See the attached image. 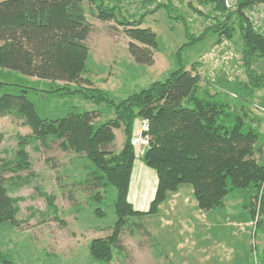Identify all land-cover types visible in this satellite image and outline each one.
Masks as SVG:
<instances>
[{
	"label": "trees",
	"instance_id": "1",
	"mask_svg": "<svg viewBox=\"0 0 264 264\" xmlns=\"http://www.w3.org/2000/svg\"><path fill=\"white\" fill-rule=\"evenodd\" d=\"M85 1H0V68L41 81L65 82L68 87L59 86L49 93L83 94L92 103L107 104V110L72 111L66 117L46 120L24 88L20 94L5 93L0 97V120L15 117L30 127V137L45 149L58 143L63 152L86 159L93 172H86L83 189L91 194L93 203H104L103 197L112 191L116 193V221L106 229L112 234L108 239L91 243L92 258L111 264L114 251L125 252L122 234L130 223L134 224L132 233L146 236L159 249L151 232L136 220L155 215L171 194L182 186H191L199 209L205 212L224 210L231 195L240 197L241 208L251 219L255 264H264V260L262 263L259 260L264 255V241H260L262 245L255 242L264 225V135L260 127L264 107L255 101L256 93L264 92V0H239L233 8L227 7L226 0H199L201 8L196 10L204 18L205 33L218 38L212 51H220L222 57L233 62L227 72L217 69L209 85L202 86L206 78L203 71H191L179 63V68L166 80L119 102L99 88L69 86L80 81L91 59L90 37L95 29L89 21ZM91 1L95 9L90 14L99 21L113 20L125 26V33L132 41L129 51L136 63L155 64L158 38L151 28H142L147 16L136 23L122 22L116 6L109 9L103 0ZM160 9L170 14L171 8L166 6H158L150 14ZM172 19L182 22L181 18ZM180 24L189 28L186 21ZM236 28L241 50L232 57L229 44L235 45ZM193 43L183 45L178 56ZM260 60L262 66L257 63ZM197 65L198 69L202 67L200 62ZM233 87L237 93L230 91ZM101 116L108 120L103 122ZM139 119L149 126L150 145L142 148V161L156 172L159 180L147 213L136 211L128 201L137 160L132 136ZM121 129L124 146L117 153L113 147L118 138L116 131ZM28 142L27 137L21 138L17 161L0 163V226L19 225L17 200L9 195L7 182L11 173L29 167L30 159L24 148ZM97 213L104 216L101 207ZM164 257L172 264L170 258Z\"/></svg>",
	"mask_w": 264,
	"mask_h": 264
},
{
	"label": "rangeland",
	"instance_id": "2",
	"mask_svg": "<svg viewBox=\"0 0 264 264\" xmlns=\"http://www.w3.org/2000/svg\"><path fill=\"white\" fill-rule=\"evenodd\" d=\"M91 2V0L85 1L89 21L95 29L90 37L89 69L82 75L80 81L69 83L73 88H99L105 91L109 98L119 102L134 93L150 88L155 82L166 80L179 68V63L188 70L203 71L206 77L202 84L204 87L209 85V80L214 78L217 69L223 68V71L227 72V68L233 64L230 58L222 57L220 51H212L218 38L211 33H205L204 18L200 17L198 15L200 13L196 10L201 8L199 0H103L106 8L112 9L115 6L118 8L122 22L127 20L136 23L147 16L142 28H151L158 38L155 64L149 66L134 61L129 51L132 41L125 33V26L113 20L99 21L90 14L95 9ZM158 6L171 8L170 14L176 19L181 18L182 22L186 21L189 28L186 29L179 20H173L172 16L169 19L170 14L163 9L150 14L156 11ZM237 28L235 45L229 42L232 55L238 49L241 50ZM203 35L205 36L203 40L195 41L204 37ZM189 43H193V46L185 47L181 56H178L183 45ZM234 56L236 54L232 57ZM199 62L202 63V67L198 69ZM257 63L262 66L261 60ZM0 83L3 84L0 85V97L5 93L20 94L24 88H27L28 98L34 103L41 117L46 120L66 117L72 111L107 110V104L92 103L85 99L83 94L63 96V92L49 93L59 86L68 87L65 82L56 84L51 81H41L0 68ZM230 91L237 93L238 90L233 87ZM262 96L264 92L256 93L255 101L258 106L264 107ZM260 118L261 133L264 135V115H260ZM101 120L105 122L108 119L106 116H101ZM142 122L141 119L136 121L132 139L140 132ZM116 132L118 138L113 149L118 153L122 148L124 132L122 129ZM31 134L30 127L23 125L22 121L15 117L0 120V163L4 161L12 164L18 160L19 143L21 138L25 137L29 139L24 148L30 159L26 171L11 173L7 182L9 195L17 200L19 225L15 227L5 223L0 226V264H107L92 258L90 246L93 241L108 239L112 234L111 230L106 229L113 226L116 221L114 214L116 193L112 191L103 197L104 203H93L91 194L83 189L85 176L93 172L89 168L90 163L73 153L63 152L58 143L52 144V148L47 150L39 141H34L30 137ZM134 148L137 157L141 158L143 149ZM230 197L231 205L227 208V214L224 215L222 210L204 212L209 213L206 218L207 223L197 217L198 208L196 209L193 204L186 210L181 207L179 214L172 211L169 206L167 210H160L154 216L149 215L146 220H136L154 235L156 243L160 246L157 250L146 236L138 232L132 233L134 224L130 223L122 234L125 252L119 254L118 251H114L111 264H170L166 262L164 256L170 258L172 264H210L211 256L208 254L213 253L215 247V244H212V237L220 235L212 232L237 228L228 231L230 237H234L236 242L252 243L249 251L250 262L255 264L257 254L252 250L254 242L251 226L248 228L240 225L234 228L232 223L227 221L230 217L236 222H241V208L237 206L240 197L237 194ZM99 206L101 214H104L103 217L97 213ZM216 214L224 220L223 223L217 221ZM187 225L189 228L187 233L198 232V237L195 238L190 234L184 240L180 238L176 244L174 234L181 237V233H184L182 228ZM262 227L255 242L264 241V227ZM180 242L185 245L184 248L179 246ZM182 251L184 255L182 254L183 258L180 260L176 252ZM259 260L262 263L263 254L260 255Z\"/></svg>",
	"mask_w": 264,
	"mask_h": 264
},
{
	"label": "crops",
	"instance_id": "3",
	"mask_svg": "<svg viewBox=\"0 0 264 264\" xmlns=\"http://www.w3.org/2000/svg\"><path fill=\"white\" fill-rule=\"evenodd\" d=\"M0 1H4V0H0ZM123 143L124 141L122 142V148L124 146ZM134 166L135 167L131 177L132 178L131 185L129 188L130 193L128 196V201H130V203L133 205L136 211L147 213L152 203L154 202V198L158 190L157 187L159 180L156 175V172L144 165L142 161V157L141 158L137 157ZM192 204L194 205V207H196V209L198 208L199 210V212L198 210L196 212L197 217L198 218L200 217L202 220L206 221V218L207 216H209V213H204L205 211L199 209V206L197 205L198 202L194 196V190L191 186L180 187L177 193L171 194L168 197L166 203L161 205L158 211L167 210V208L170 206L169 208H171L172 211H175L176 214H179L181 213L180 211L181 207H184L186 210ZM241 204L242 202L241 199L239 198V203L237 206H240L241 208ZM229 205L231 204L228 201L226 207L224 208V210H222L224 211V215L228 213L227 208ZM245 213L246 212L243 210V208H241L240 210L241 222L239 221L236 222L235 220H233V218L230 217L227 218V221H230L229 223H232V227L234 228L240 225L248 226L249 228L250 227L249 222L251 221V219ZM148 217L150 216L145 215L144 217H142V220H146ZM216 219L219 222L222 223L224 222V220L221 219L220 216H218L217 214H216ZM205 223H207V221ZM188 229H189L188 225L187 227L182 228V232L184 233H181L182 234L181 237L180 235L174 234V239L176 244L178 243V241H180V238L184 240L185 237L187 238V235L190 234L194 235L195 238L198 237V232L187 233ZM237 229L214 230L212 232V233L214 232L219 233L220 235H217L216 237H212V244H215V247L213 249V253L208 254L209 256H211L210 264H251L249 251L251 250L252 243L247 244L245 242L244 243L236 242L235 238L232 236L230 237V234L228 232ZM251 235H253L252 232ZM229 237L231 242L229 241ZM187 242L188 240L185 241V243ZM260 244L262 245V242ZM179 246H182L184 248L185 245L180 242ZM222 247L228 249L223 250ZM182 254L184 255L183 251L180 253L176 252L177 257H179L180 260H182L183 258Z\"/></svg>",
	"mask_w": 264,
	"mask_h": 264
},
{
	"label": "built area",
	"instance_id": "4",
	"mask_svg": "<svg viewBox=\"0 0 264 264\" xmlns=\"http://www.w3.org/2000/svg\"><path fill=\"white\" fill-rule=\"evenodd\" d=\"M227 7L233 8L239 0H226ZM149 126L147 123H143L140 125L139 133L135 135V137L132 139V143L134 147L137 148H146L150 145L149 143V136L147 135Z\"/></svg>",
	"mask_w": 264,
	"mask_h": 264
},
{
	"label": "water",
	"instance_id": "5",
	"mask_svg": "<svg viewBox=\"0 0 264 264\" xmlns=\"http://www.w3.org/2000/svg\"><path fill=\"white\" fill-rule=\"evenodd\" d=\"M260 152L262 151V149L260 148V150H259ZM264 156V155H263Z\"/></svg>",
	"mask_w": 264,
	"mask_h": 264
}]
</instances>
